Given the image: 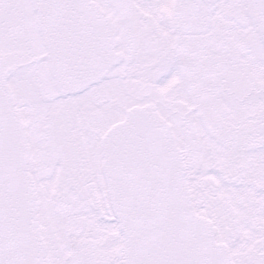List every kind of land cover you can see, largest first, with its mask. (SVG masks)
I'll return each instance as SVG.
<instances>
[{
    "label": "snow or ice",
    "instance_id": "obj_1",
    "mask_svg": "<svg viewBox=\"0 0 264 264\" xmlns=\"http://www.w3.org/2000/svg\"><path fill=\"white\" fill-rule=\"evenodd\" d=\"M0 264H264V0H0Z\"/></svg>",
    "mask_w": 264,
    "mask_h": 264
}]
</instances>
